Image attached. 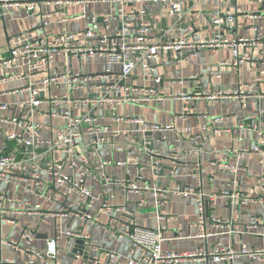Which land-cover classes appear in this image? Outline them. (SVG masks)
Wrapping results in <instances>:
<instances>
[{
	"label": "built area",
	"instance_id": "2783aa9c",
	"mask_svg": "<svg viewBox=\"0 0 264 264\" xmlns=\"http://www.w3.org/2000/svg\"><path fill=\"white\" fill-rule=\"evenodd\" d=\"M111 2L114 4L112 13L101 17H93L81 33V38L67 31V25L72 20H79L86 15V10L81 9L75 16L67 13L69 5H85L90 2ZM187 0H0L1 5L25 7V12L32 13L41 4H52L64 8L60 11L57 23L60 31L52 37L46 35L49 26V15L39 22L31 24L28 30L18 35L9 50V56L0 59V82L17 81L24 82V87L15 89L9 94L26 92L28 99L18 107H28L29 114L11 117L2 122L13 124L21 132H12L5 136L6 141L14 142L20 147L22 160L11 153L0 150V179L9 185L11 178L16 174L22 178L28 175L34 182L35 192L42 186L39 171L45 167V172L50 180V188L43 199L52 201L57 197L66 198L68 194H74L80 201L75 209L71 207L67 213L82 221H92L91 209L98 204L99 212L110 216L115 213L125 212L124 207H113L115 190L124 195H142L150 193L153 201L146 202L140 199L138 204L142 208L151 207L159 211L163 202L172 196L192 197L196 205L197 219L200 233L198 238L205 239L209 236L206 232V211L209 204L218 198L232 200L234 196L228 191H222L217 195H206L202 190V177L199 166L190 170L193 179L192 186L176 184L172 187H152L144 180L143 175H138L136 181L127 178H111L105 173V168L136 166L140 155L149 160L151 142L146 141L145 133H156L160 139H165L167 132L185 134L189 129H177L173 120L168 123L152 124L139 117H122L116 112L124 106L146 105L150 101L161 102L180 101L182 103H196L201 100L222 101L235 100L241 107L250 98L264 99V95L255 93L251 89L254 85L240 84L229 91H217L206 95L191 92L171 91L163 92L160 88L163 78L156 75V67L153 61L165 53H175L180 56L185 52H199L221 48L230 49L231 58L223 61L220 67H239L248 60L246 51L259 48L264 52V34L252 28V35L241 38H225L222 34H214L212 37L199 38L195 35L184 38L175 36V31L180 28L172 26L167 28L161 36L150 35L151 25L146 23L147 10L142 7L136 20H131L125 12L127 5L134 2L160 5L170 16H175L179 22L182 18V4ZM236 18L234 14L217 10L210 17V23L214 28L222 32H231ZM112 23L117 24V29L110 32ZM101 26L102 31L99 30ZM192 31L191 28L183 31ZM62 60L61 67L57 64ZM89 60L93 64L102 62L100 69L93 72L83 70V61ZM76 63V66L74 65ZM18 70L10 74L11 70ZM139 69L146 74L145 80L150 78L151 86L137 82L134 74ZM107 107L112 110L110 120L113 124L127 126L126 129L111 128L99 123L100 117L97 110ZM11 106L0 104L1 110H9ZM34 114L42 118L53 120L59 118L62 125L59 129L47 137L39 135L41 124L34 119ZM263 114L258 111V119ZM186 115L184 111L182 116ZM1 121V120H0ZM214 121L221 122L222 118ZM136 126L133 130L132 126ZM258 131L257 125L241 122L234 130H226L230 136L236 131ZM130 139L131 143L138 144L136 148L127 149L120 143H114L116 138ZM199 137L203 140L202 136ZM86 141L82 149V143ZM264 144L257 142L254 152L260 153ZM106 146L113 151L127 152L129 160L113 161L99 157L100 147ZM228 153L236 150H228ZM239 152L247 153L250 149H240ZM62 154L64 160L58 156ZM97 156L96 163H92V156ZM31 165V175L25 169ZM230 173H237L238 167L233 164H220L219 166ZM67 169V172H65ZM151 171L156 174L161 169L158 161L150 165ZM90 180L100 185L99 190L86 186ZM255 189L264 191V173L256 179ZM45 197V198H44ZM0 199L7 204H16L22 207L23 214L27 216H44L37 204L23 201L17 198L1 196ZM243 202L247 198H241ZM63 214V213H62ZM4 216L0 208V219ZM64 216V214H63ZM158 221H163L165 216L160 212ZM231 220L211 218L215 225L230 224ZM8 223H11L10 221ZM99 232L109 231L112 239H126L129 242V250L126 257L127 264H184L188 260L207 259L218 264H232L238 257H246L251 261L264 262V247L248 248L242 246L237 252L229 247L216 244L210 250H195L193 252H164L162 250L163 238L153 229H147L136 225H126L123 231L116 230L111 225L95 223ZM59 237L69 240H82L86 244L85 250L91 251L87 242L90 236L84 232L59 231L54 238L46 240L44 250H36L31 247L34 240L30 231H25L19 241L4 242L15 252H23L27 260L23 263H11L6 258H0V264H58L55 260L57 253V241ZM25 246H22L20 242ZM96 256L84 260L80 255L75 259L78 264H123L120 256L111 251L95 249Z\"/></svg>",
	"mask_w": 264,
	"mask_h": 264
},
{
	"label": "crops",
	"instance_id": "0c3cea01",
	"mask_svg": "<svg viewBox=\"0 0 264 264\" xmlns=\"http://www.w3.org/2000/svg\"><path fill=\"white\" fill-rule=\"evenodd\" d=\"M147 10L146 23L151 25L150 35L161 36L163 32L172 26L177 29L175 36L190 38L195 35L199 38L212 37L214 34H222L225 38H241L252 35V28L264 34V0H187L182 4V18L178 22L175 16L168 15L160 5L134 2L125 8L131 20L138 18V11L144 7ZM64 8L52 4H41L32 13L25 12V7L5 6L0 4V59L9 56V50L14 39L28 30L29 26L39 22L49 15V26L46 35L52 37L59 33L60 11ZM81 9L86 10V15L67 25V31L81 38V33L86 24L93 17H104L114 10L111 2H90L85 5L67 6L68 16H75ZM65 10V9H64ZM217 10L234 14L236 22L231 32H222L214 28L210 23V17ZM99 30L102 31L100 25ZM191 28L192 31H183ZM117 29V24L112 23L110 32ZM248 60L239 67H220L223 61L231 58L230 49L221 48L214 50H203L195 54L191 52L184 60L177 61L175 53H165L153 61L156 67V75L163 78L160 86L163 92L171 91L173 94L179 92H191L200 95L210 94L217 91H229L237 88L240 84L254 85L253 92L264 95V52L259 48L248 49L246 52ZM181 56V55H180ZM62 60L57 66L61 67ZM76 66V63L74 64ZM100 69V68H99ZM97 69V70H99ZM84 70V69H83ZM18 70L9 71L10 74ZM85 71V70H84ZM96 71V70H95ZM86 72H93L88 70ZM137 82L146 86L152 83L146 74L139 69L134 72ZM194 80L189 83L187 80ZM24 87V82L4 81L0 82V104L11 106L9 110L0 109V150L4 153L16 155L20 160V147L14 142L6 141L5 136L12 132H21L13 124L2 122L10 120L11 117L29 114L28 107L20 108V104L26 102L28 94L20 92L9 94L10 91ZM199 87L201 91L199 92ZM121 110V111H120ZM263 114L258 119V111ZM120 111V112H119ZM186 115L182 116V112ZM112 110L103 107L97 110L100 117L99 123L111 128L126 129L127 126L115 125L110 120ZM122 117H139L152 124L168 123L173 120L177 129H189L188 133L177 134L167 132L165 139H160L156 133L149 135L145 133L146 141L151 142L149 160L140 155L136 166L105 168V173L111 178H127L136 181L138 175H143L144 180L152 187L168 188L176 184L192 186L193 179L190 170L196 165L202 177V190L206 195H217L222 191H228L234 196L232 200L218 198L214 203L207 206L206 232L209 234L205 239L198 238L200 233L197 219L196 205L192 197L172 196L167 198L159 211L153 208H142L138 202L144 199L146 202L153 201L150 193L142 195H124L115 190L113 207H124L122 214L112 215L113 221L99 212V205L91 209L92 221H82L67 213L71 207L75 209L79 200L74 194H68L66 198L57 197L46 201L43 196L50 188L49 176L45 167L39 171L42 186L35 192L34 182L28 175L22 178L15 175L11 178L9 185L0 179V197L17 198L37 204L44 216H27L23 214L22 207L16 204H7L0 199V208L3 210V218L0 219V258H6L11 263H23L27 260L23 252H15L4 242L19 241L22 233L30 231L33 235L31 247L36 250H44L46 240L54 238L59 231L84 232L90 236L87 241L91 251L88 258L96 256L95 249L115 252L120 256L123 264H127L126 257L129 250V242L126 239H112L109 231L99 232L95 223L111 225L119 231H123L126 225L153 229L163 238L162 250L164 252H193L195 250H210L216 244L229 247L234 251L240 250L242 246L248 248L264 247V191L255 189L257 177L264 173V145L261 152L253 151L257 142L264 144V99L250 98L245 106L241 107L235 100L209 101L201 100L196 103H182L180 101L161 102L150 101L146 105L124 106L116 110ZM34 119L41 124L39 135L47 137L56 132L62 125L59 118L48 120L33 115ZM222 118L221 122L214 121ZM246 121L257 125L258 131H236L231 136L226 130H234L238 124ZM135 130L136 126H132ZM199 135L204 136L203 140ZM114 143H120L129 148H136L138 144L131 143L130 139L116 138ZM86 141L81 145L83 149ZM250 149V152L242 153L240 149ZM236 150L230 152L228 150ZM64 160L62 154L58 156ZM99 157L113 161L129 160L130 156L125 152H117L109 147H100ZM98 157L92 156L95 164ZM158 161L161 165L159 172L154 174L150 165ZM220 164H233L238 167V172L233 174L220 168ZM25 169L31 175V165ZM67 172V169H65ZM86 186L100 189V185L90 180ZM45 198V197H44ZM241 198L248 200L243 202ZM165 216L163 221H158V214ZM64 216H63V214ZM211 218L220 220H231L230 224L215 225ZM11 223H8V222ZM20 244L25 246L21 241ZM74 241L65 237H59L57 241V253L55 260L58 264H78L79 261L73 256ZM184 264H218L210 260L195 259L188 260ZM232 264H264V262L251 261L246 257L236 258Z\"/></svg>",
	"mask_w": 264,
	"mask_h": 264
},
{
	"label": "water",
	"instance_id": "95a60500",
	"mask_svg": "<svg viewBox=\"0 0 264 264\" xmlns=\"http://www.w3.org/2000/svg\"><path fill=\"white\" fill-rule=\"evenodd\" d=\"M197 53V52H195ZM193 52H191V54H195ZM186 58V55L182 54L181 56L177 57V61L179 60H184ZM189 83H191L194 80L188 79L187 80ZM201 91L200 87H199V92ZM152 133H149V135L151 136ZM86 248V244L84 241L82 240H75L74 241V249L72 250L73 256L75 254L80 255L84 260L88 259V252L85 250Z\"/></svg>",
	"mask_w": 264,
	"mask_h": 264
},
{
	"label": "rangeland",
	"instance_id": "374dc122",
	"mask_svg": "<svg viewBox=\"0 0 264 264\" xmlns=\"http://www.w3.org/2000/svg\"><path fill=\"white\" fill-rule=\"evenodd\" d=\"M102 65V62L101 61H98L97 64H93L92 61H89V60H84L83 61V69L85 71H88V70H91V71H97V69H99V67ZM121 111V110H120ZM119 111V112H120Z\"/></svg>",
	"mask_w": 264,
	"mask_h": 264
}]
</instances>
